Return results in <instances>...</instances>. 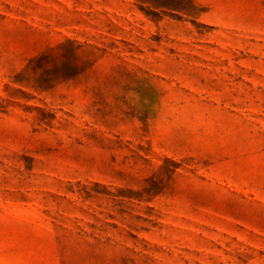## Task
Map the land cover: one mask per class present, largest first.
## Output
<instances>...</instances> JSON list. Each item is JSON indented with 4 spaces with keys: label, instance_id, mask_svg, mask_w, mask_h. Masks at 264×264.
I'll return each mask as SVG.
<instances>
[{
    "label": "rangeland",
    "instance_id": "rangeland-1",
    "mask_svg": "<svg viewBox=\"0 0 264 264\" xmlns=\"http://www.w3.org/2000/svg\"><path fill=\"white\" fill-rule=\"evenodd\" d=\"M0 264H264V0H0Z\"/></svg>",
    "mask_w": 264,
    "mask_h": 264
}]
</instances>
